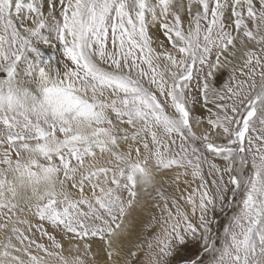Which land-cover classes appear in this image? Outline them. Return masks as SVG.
Listing matches in <instances>:
<instances>
[{"label": "snow or ice", "instance_id": "6c2138e0", "mask_svg": "<svg viewBox=\"0 0 264 264\" xmlns=\"http://www.w3.org/2000/svg\"><path fill=\"white\" fill-rule=\"evenodd\" d=\"M0 264H264V0H0Z\"/></svg>", "mask_w": 264, "mask_h": 264}]
</instances>
